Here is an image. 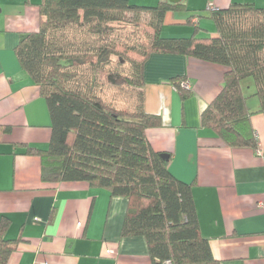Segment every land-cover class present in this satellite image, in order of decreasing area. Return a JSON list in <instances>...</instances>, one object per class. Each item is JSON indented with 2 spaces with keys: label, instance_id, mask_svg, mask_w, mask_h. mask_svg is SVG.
Instances as JSON below:
<instances>
[{
  "label": "trees",
  "instance_id": "1",
  "mask_svg": "<svg viewBox=\"0 0 264 264\" xmlns=\"http://www.w3.org/2000/svg\"><path fill=\"white\" fill-rule=\"evenodd\" d=\"M189 10L187 0L138 5L129 0H42L40 26L14 48L23 70L39 86L51 119L48 146L21 143L20 154L39 158L41 179L55 187L86 182L127 200L121 237L143 236L151 264H221L201 231L193 184L169 168L148 139L163 126L160 113L145 105V64L153 53L180 54L225 67L223 86L202 109L201 126L229 147L258 149L248 99L264 111V7L234 2L192 12L189 36H164L169 12ZM150 16L147 22L142 15ZM197 16L213 21L217 35L199 37ZM111 78L123 81L112 84ZM253 80L255 91L245 87ZM187 75L169 83L182 100L193 95ZM111 83V84H110ZM125 97L126 101H121ZM0 124V141L10 133ZM0 218V264L16 240ZM119 246V244H117ZM117 246V247H118Z\"/></svg>",
  "mask_w": 264,
  "mask_h": 264
},
{
  "label": "crops",
  "instance_id": "2",
  "mask_svg": "<svg viewBox=\"0 0 264 264\" xmlns=\"http://www.w3.org/2000/svg\"><path fill=\"white\" fill-rule=\"evenodd\" d=\"M41 1L0 0V124L11 128L0 141V218L10 219L5 238L16 240L6 264H151L143 236L121 237L124 197L86 182L49 187L41 179L39 158L20 154L21 143L45 148L51 135L47 103L14 51L23 34L39 29ZM234 2L264 7V0H187V5L194 12ZM181 12L167 13L164 36L193 33L192 25L185 26L192 12ZM203 18L193 19L197 35L209 29L216 36L214 23ZM224 73L219 64L153 53L145 64V105L160 113L164 124L150 129L148 139L153 149L171 155L169 168L178 178L195 181L201 231L221 264H264V111L256 112L255 96L248 99L255 111L257 150L226 146L200 122L202 109L223 86ZM178 75H187L193 89L186 100L169 83Z\"/></svg>",
  "mask_w": 264,
  "mask_h": 264
},
{
  "label": "rangeland",
  "instance_id": "3",
  "mask_svg": "<svg viewBox=\"0 0 264 264\" xmlns=\"http://www.w3.org/2000/svg\"><path fill=\"white\" fill-rule=\"evenodd\" d=\"M180 13H185V12H181V11H179V12H177V14H180ZM149 18H150V16L148 15V14H143L142 15V21H144V22H147L148 20H149ZM203 20L204 21H208V22H210L211 24H213V21L211 20V19H209V18H203ZM185 26L186 27H188V26H190L189 24H185ZM211 26H213V25H211ZM191 27V26H190ZM167 29H165V32H167L166 31ZM205 32V35H203V36H201V37H211V35H210V31H209V29H207L206 31H204ZM164 35V34H163ZM165 36H167V35H165ZM110 81L111 82H113L112 84H117L118 86L119 85H121L122 83H123V81L121 80V79H118V78H111L110 79ZM111 84V83H110ZM246 84V87H245V91H246V93L248 94V95H250V94H252V93H254V91H255V86H254V83H253V80L252 79H249L248 80V82L247 83H245ZM255 99H257V100H255L256 101V103H259L258 101V97L257 96H255ZM127 99L124 97H121V101H126ZM255 101H251V106L253 107V106H255Z\"/></svg>",
  "mask_w": 264,
  "mask_h": 264
},
{
  "label": "water",
  "instance_id": "4",
  "mask_svg": "<svg viewBox=\"0 0 264 264\" xmlns=\"http://www.w3.org/2000/svg\"><path fill=\"white\" fill-rule=\"evenodd\" d=\"M171 1H174V0H171ZM25 36H27V34H23L21 39H23ZM163 157L168 158L169 155L167 153H163Z\"/></svg>",
  "mask_w": 264,
  "mask_h": 264
},
{
  "label": "built area",
  "instance_id": "5",
  "mask_svg": "<svg viewBox=\"0 0 264 264\" xmlns=\"http://www.w3.org/2000/svg\"><path fill=\"white\" fill-rule=\"evenodd\" d=\"M183 86L189 87L190 86V83L189 82H185V83H183ZM166 264H171V262L170 261H167Z\"/></svg>",
  "mask_w": 264,
  "mask_h": 264
}]
</instances>
